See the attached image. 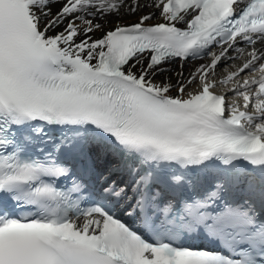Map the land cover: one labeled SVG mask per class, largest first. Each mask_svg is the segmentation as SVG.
Instances as JSON below:
<instances>
[{
  "label": "snow or ice",
  "instance_id": "obj_1",
  "mask_svg": "<svg viewBox=\"0 0 264 264\" xmlns=\"http://www.w3.org/2000/svg\"><path fill=\"white\" fill-rule=\"evenodd\" d=\"M0 264H264V0H0Z\"/></svg>",
  "mask_w": 264,
  "mask_h": 264
}]
</instances>
